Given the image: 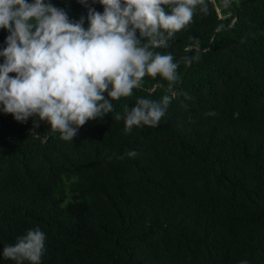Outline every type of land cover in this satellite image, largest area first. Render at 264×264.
I'll return each instance as SVG.
<instances>
[{
  "label": "trees",
  "instance_id": "obj_1",
  "mask_svg": "<svg viewBox=\"0 0 264 264\" xmlns=\"http://www.w3.org/2000/svg\"><path fill=\"white\" fill-rule=\"evenodd\" d=\"M51 2L87 17L77 0ZM203 6L153 50L194 58L181 79L146 76L73 141L0 111V264H15L3 246L35 227L42 264H264V0ZM164 95L159 125L126 134L117 114Z\"/></svg>",
  "mask_w": 264,
  "mask_h": 264
},
{
  "label": "clouds",
  "instance_id": "obj_2",
  "mask_svg": "<svg viewBox=\"0 0 264 264\" xmlns=\"http://www.w3.org/2000/svg\"><path fill=\"white\" fill-rule=\"evenodd\" d=\"M77 2L87 9L86 18L71 19L51 0H0V30L8 33L0 47V111L22 124L35 118L34 128L46 122L65 141H73L89 121L112 113V101L131 96L146 76L177 83L180 63L194 58L175 61L171 53L153 50L169 47L192 22L198 5L207 10L204 0ZM97 3L103 12L96 10ZM164 5H171L170 11ZM170 103L169 95L141 97L115 118L124 120L126 134L134 127H157ZM46 239L39 227L29 229L3 246L2 257L15 264H42Z\"/></svg>",
  "mask_w": 264,
  "mask_h": 264
},
{
  "label": "rangeland",
  "instance_id": "obj_3",
  "mask_svg": "<svg viewBox=\"0 0 264 264\" xmlns=\"http://www.w3.org/2000/svg\"><path fill=\"white\" fill-rule=\"evenodd\" d=\"M220 15H221V13H220Z\"/></svg>",
  "mask_w": 264,
  "mask_h": 264
}]
</instances>
